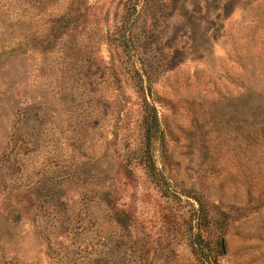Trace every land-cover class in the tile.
<instances>
[{
    "label": "rangeland",
    "instance_id": "obj_1",
    "mask_svg": "<svg viewBox=\"0 0 264 264\" xmlns=\"http://www.w3.org/2000/svg\"><path fill=\"white\" fill-rule=\"evenodd\" d=\"M0 264H264V0H0Z\"/></svg>",
    "mask_w": 264,
    "mask_h": 264
},
{
    "label": "trees",
    "instance_id": "obj_2",
    "mask_svg": "<svg viewBox=\"0 0 264 264\" xmlns=\"http://www.w3.org/2000/svg\"><path fill=\"white\" fill-rule=\"evenodd\" d=\"M230 4L229 3H227V4H225L223 7H222V12H224V13H228L229 11H230Z\"/></svg>",
    "mask_w": 264,
    "mask_h": 264
}]
</instances>
